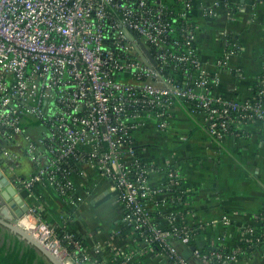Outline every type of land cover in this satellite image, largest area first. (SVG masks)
<instances>
[{"label": "built area", "instance_id": "built-area-1", "mask_svg": "<svg viewBox=\"0 0 264 264\" xmlns=\"http://www.w3.org/2000/svg\"><path fill=\"white\" fill-rule=\"evenodd\" d=\"M195 8L211 21L231 5L230 0L209 5L198 0H0V167L13 173L24 156L34 168L10 178L0 171L15 189L31 192L49 183L68 201L71 176L93 168L110 181L124 223L169 264H188L173 242L189 247L191 235L189 227L177 225V212L167 214L164 227L146 209L144 201L161 193L147 176L160 168L141 162L136 132L147 125L166 132L175 106L199 117L217 142L244 137L249 124L264 126V73L246 100L218 94L220 77L206 70L196 48L190 15ZM227 54L215 60L217 69H227ZM163 167L166 187L177 186L178 167L171 161ZM16 223L66 264L88 261L81 240L45 225L35 209ZM252 233L246 228L242 239L250 240ZM240 252L194 249L192 255L201 264H231ZM94 253L99 256L101 249ZM117 258L105 264L128 263L125 256Z\"/></svg>", "mask_w": 264, "mask_h": 264}, {"label": "crops", "instance_id": "crops-1", "mask_svg": "<svg viewBox=\"0 0 264 264\" xmlns=\"http://www.w3.org/2000/svg\"><path fill=\"white\" fill-rule=\"evenodd\" d=\"M198 1L209 5L220 0ZM230 5L229 10L216 11L217 16L211 21L198 8L190 15L196 27V48L205 68L220 77L218 94L246 100L264 73V0H230ZM222 37L234 42L228 43L229 52ZM226 54L227 69H217L215 60ZM244 131V137L213 141L199 117L175 106L166 132L158 133L147 125L135 134L141 155L151 159L160 170L165 161L174 163L187 192L194 194L177 213L187 227H197L195 247L189 249L173 242L188 264H201L193 257V248L237 246L251 218L264 208V126L249 124ZM0 169L6 172L5 167ZM33 169L22 156L13 173L6 172L5 176H25ZM162 179V175L156 174L150 185L156 187ZM71 181L74 190L68 201L49 183L40 184L31 192L16 190L45 225L81 238L88 256L85 264H105L117 256H125L130 264H169L124 223V209L107 178L99 176L93 168L83 167L75 171ZM1 206L6 208L0 200ZM159 222L167 225L166 218ZM98 248L99 256L94 253ZM231 264H264V252L256 250L250 257L243 256Z\"/></svg>", "mask_w": 264, "mask_h": 264}, {"label": "trees", "instance_id": "trees-1", "mask_svg": "<svg viewBox=\"0 0 264 264\" xmlns=\"http://www.w3.org/2000/svg\"><path fill=\"white\" fill-rule=\"evenodd\" d=\"M231 38V37H230ZM228 43H234L231 39H228ZM230 46L227 47V52ZM256 84L253 87L255 88ZM137 149V148H136ZM136 154L141 158V162L149 167L152 163L151 159L144 158L141 153L136 150ZM155 169V168H154ZM156 174H160L163 176L161 182L155 187V189H160L161 193L156 195L155 197L149 198L144 201V205L146 209L150 212V215L160 226H164L160 219L167 218V214L177 210L184 204L189 203L192 200L193 193L187 192V187L182 178L179 180V184L177 186L166 187L167 184V176L165 170H158L154 172H150L147 176V182L150 184L151 179ZM165 200V206H162V200ZM158 201V207H155L154 204ZM177 225L185 226L179 214L176 216ZM164 227H167L164 226ZM248 229H252L253 233L248 238H243L242 241L235 246L234 248H226L224 246L219 247L217 249L213 248H201L195 249L199 250L201 253L206 252H222V254H229L232 250L239 249L241 252L238 254V259L241 257H250L256 250H261L264 252V208L259 212V216L257 218H251L250 225ZM188 231L191 235V243L189 245V249L195 247L194 245V235L198 233L197 227H189ZM78 240H81L79 236H76ZM259 240L256 243V240ZM142 242V240H140ZM82 242V240H81ZM83 246V244H82ZM117 260H121L117 258ZM0 264H49L42 256L38 254V252L32 247L26 245L23 241H21L18 237L10 234L8 231L3 230L0 227ZM127 264H130L129 262ZM214 264H224L221 262H214Z\"/></svg>", "mask_w": 264, "mask_h": 264}, {"label": "water", "instance_id": "water-1", "mask_svg": "<svg viewBox=\"0 0 264 264\" xmlns=\"http://www.w3.org/2000/svg\"><path fill=\"white\" fill-rule=\"evenodd\" d=\"M0 200L6 208H0V227L10 234L18 237L26 245L35 249L49 264H66L61 256L53 253L33 233L26 231L16 223V219L22 217L28 211V206L18 195L17 190L9 183V180L0 171ZM194 250V248L192 249Z\"/></svg>", "mask_w": 264, "mask_h": 264}, {"label": "rangeland", "instance_id": "rangeland-1", "mask_svg": "<svg viewBox=\"0 0 264 264\" xmlns=\"http://www.w3.org/2000/svg\"><path fill=\"white\" fill-rule=\"evenodd\" d=\"M40 132H43V130H42V129H40Z\"/></svg>", "mask_w": 264, "mask_h": 264}]
</instances>
